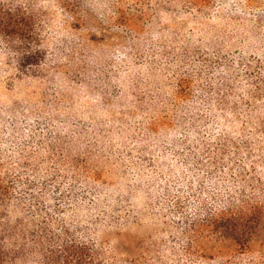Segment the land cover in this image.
Here are the masks:
<instances>
[{"label":"rangeland","instance_id":"obj_1","mask_svg":"<svg viewBox=\"0 0 264 264\" xmlns=\"http://www.w3.org/2000/svg\"><path fill=\"white\" fill-rule=\"evenodd\" d=\"M31 1L35 9L43 14L47 56L44 68L47 71L43 76L19 78L13 66L7 64L8 54L0 50L1 148L16 160L17 144L24 145L30 140L27 134L33 127L38 131L44 129L43 134L48 132L45 133L46 137L60 134L70 140L73 147L75 144L71 137L74 131L79 129L91 132L89 136H85V133L78 140L79 148L74 147L71 155L84 157L83 152L87 150L92 169L100 172L101 179L97 185L103 193L99 199L95 198L100 210L89 208L93 197L97 195L90 186L84 185L85 180L81 181L79 192L88 189L93 192L86 195L88 210L80 212L79 217L84 219L87 214L86 218L94 223L101 217L111 222L125 216L128 220L120 221L124 223H113L96 232L102 233L111 245L117 244L118 232L126 242L156 241L163 254L169 255V239L172 234L169 223L178 220V217L173 216L176 202L180 201L188 210L187 206L194 200V191L199 190L198 185L202 182L204 185H212L209 183L211 176L207 172L220 175V188L223 189L219 193L224 192L227 186L230 187L235 178L226 167L232 166V163L227 164V158L216 167L212 160L202 158L199 152L195 157L201 163L194 168L186 165L189 155H193L196 149L190 154L182 145L186 139L184 128L187 129L188 125L181 123V126L185 125L181 128L178 123L185 120V114L179 110L169 111L168 100L169 93L175 89V83L172 86L171 83L180 73V70L177 72L180 63L175 62L169 67L167 61L172 62L173 58L159 56L156 52L163 44H166L168 50L189 45L194 50L193 64L198 66L204 58L198 55L214 59L218 54H243L250 59L262 61L264 0H209L207 4L201 5H188L184 0H141L139 12L143 18L138 26L140 33L130 31L124 19H117L115 9L110 6V2L116 3L117 0H108L107 4L106 0H87V11H80L77 15L69 12L62 4V1L74 0ZM135 1L122 0V9L132 13ZM237 7L238 10H235ZM148 40L155 42V45H149ZM64 41L74 46V51H68L67 55L59 51ZM131 46L134 49H130ZM124 54L127 56L122 60ZM104 73L113 77L114 87L106 89L107 95L102 92H105ZM134 76L142 82L141 91L137 94L145 97L144 102L125 96V93L132 92L130 80ZM193 76L195 84L188 104L199 107L194 121L204 134L206 130L202 127V115L207 114L208 105L203 102L199 104L198 97L203 96L201 87L206 81L198 85L199 73L195 72ZM118 93H122L119 98L116 95ZM155 94H159L160 98ZM102 96L108 97L103 100ZM213 97L216 100V93ZM163 115L166 117L164 123H161L159 118ZM153 121H156L157 126L151 131L147 126ZM47 122L56 126L54 130L58 135L49 134V127L45 125ZM14 125L17 131L13 134L11 128ZM231 125L226 129H238L236 126L239 124ZM94 131L103 135L104 139ZM94 136L100 140L95 141ZM93 144H98V147H89ZM35 146L36 143L27 150L31 152ZM40 152L45 156L47 154L42 149ZM42 157H39V162ZM13 159H9L11 163ZM55 166L45 163L40 167V172L44 174L45 168ZM65 168L72 169L69 165H65ZM221 170L222 173H219ZM79 172L85 176L84 171ZM262 175L264 177V169ZM43 180L41 178L37 183ZM58 181L62 185L66 179ZM117 201L124 210L110 212L107 209L109 203ZM107 213L113 217H108Z\"/></svg>","mask_w":264,"mask_h":264},{"label":"trees","instance_id":"obj_2","mask_svg":"<svg viewBox=\"0 0 264 264\" xmlns=\"http://www.w3.org/2000/svg\"><path fill=\"white\" fill-rule=\"evenodd\" d=\"M140 1H135L132 13L122 9V0L110 2L117 19H124L126 27L137 33L141 32L138 26L143 18L139 12ZM184 1L188 5L209 2ZM87 3V0L62 1L64 8L75 15L87 11ZM234 9L238 10V7ZM42 17L31 0H0V50L8 54L7 64L13 66L19 78L43 76L47 71L44 68L47 56ZM148 42L155 45L152 40ZM180 47L168 50L163 44L157 52L149 48L159 56L173 58L172 62L167 61L169 67L175 62L180 63L177 69L180 73L171 83V86L175 83V89L169 93L168 100L169 111L179 110L185 114V120L178 123V126L181 123L188 125L187 129L185 125L181 126L186 136L182 145L190 154L196 149L193 155H189L186 165L191 168L199 165L201 162L195 157L199 152L202 158L212 160L216 167L227 158V164L232 163V166L226 167L232 171L235 182L219 193L223 189L220 188V175L207 172L212 185H204V182L198 185L199 190L194 191V200L187 206L188 210L180 201L176 202L177 208L172 215L178 220L169 223L172 229L169 255L163 254L157 245L159 242H126L120 232L116 234L119 236L117 244L111 245L102 233L96 231L124 223L120 221H127L125 216L111 222L101 217L94 223L86 218L87 214L84 219L79 217L80 212L88 210L86 195L95 191L97 196L93 197L89 208L100 210L95 198L99 199L103 193L97 185L101 179L100 172L92 169L87 150L83 152L84 157L71 155L74 147L79 148L78 140L91 132L74 131L71 141L76 146L73 147L70 140L55 132L54 124L47 122L49 134L59 135L46 137L48 132L43 134V128V131H38L33 127L27 134L30 140L24 145L17 144L16 160L0 145V264H264V60L250 59L243 54H218L214 59L198 55L204 57L198 66L193 64L194 50L189 45ZM59 51L65 54L74 51L73 43L64 41ZM126 56L124 54L122 60ZM195 68L202 70L194 71ZM195 72L199 73L198 85L206 81L201 87L203 96L198 97L199 104L208 105L207 114L202 115L206 134L194 121L199 107L188 104L195 84ZM104 75L105 92H102L107 95L106 89L114 87L113 77ZM130 81L132 92L125 93L126 98L131 96L138 102H144L145 97L137 94L142 82L135 76ZM120 94L116 97L119 98ZM155 95L160 98L159 94ZM107 97L104 96L103 100ZM164 117L159 118L161 123H164ZM230 124H239L236 126L238 129L227 130ZM156 126V121H153L147 127L153 131ZM11 129L13 134L17 131L15 125ZM101 137L104 139L103 135ZM94 138L97 142L100 140L96 136ZM190 141H196L198 146ZM35 143L34 150L29 152L27 148ZM89 147L97 148L98 144ZM41 149L47 153L46 156L40 152ZM40 156L44 157L39 162ZM9 159H13V164ZM45 163L56 166L45 168L41 174L40 167ZM65 165L72 169L65 168ZM80 170L85 172V176ZM41 178L44 180L37 183ZM61 178L66 179L62 185L58 181ZM83 180L84 185L93 191L79 192V183ZM107 209L115 213L123 206L117 201L109 203Z\"/></svg>","mask_w":264,"mask_h":264}]
</instances>
